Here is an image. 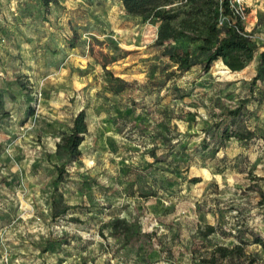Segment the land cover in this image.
Instances as JSON below:
<instances>
[{"label": "rangeland", "instance_id": "obj_1", "mask_svg": "<svg viewBox=\"0 0 264 264\" xmlns=\"http://www.w3.org/2000/svg\"><path fill=\"white\" fill-rule=\"evenodd\" d=\"M217 2L174 0L165 45L200 59ZM229 7L258 48L239 73L178 70L120 0H0V264H264V0Z\"/></svg>", "mask_w": 264, "mask_h": 264}, {"label": "trees", "instance_id": "obj_2", "mask_svg": "<svg viewBox=\"0 0 264 264\" xmlns=\"http://www.w3.org/2000/svg\"><path fill=\"white\" fill-rule=\"evenodd\" d=\"M44 8L49 5L58 6V0H39ZM127 16L138 17L142 23L157 25L155 45L164 46V56L176 65L177 69L186 72L194 66H201L203 72H207L215 61H220L231 73L243 71L254 59L258 48L253 44L250 35L245 32L239 14L229 7V0H218L209 8V23L207 35L201 39V45L197 48L200 59L195 58L188 50L179 51L165 45L180 38H185L183 31L173 26L178 18L177 12L172 9L174 0H120ZM258 73L264 66V51L258 55ZM257 74L253 82L258 80ZM6 116V114L4 115ZM87 132L85 112L81 110L72 119L68 132L60 137L55 145V155L63 161L56 168L55 183L63 182L65 166L68 162L77 161L81 157L79 146ZM225 138H228L226 136ZM243 138V137H242ZM67 207H62L57 212L55 203L52 207V218L64 216ZM220 259H227L233 254L240 255L239 248L229 250L217 248L215 251ZM208 260L207 263L215 264L216 260Z\"/></svg>", "mask_w": 264, "mask_h": 264}]
</instances>
